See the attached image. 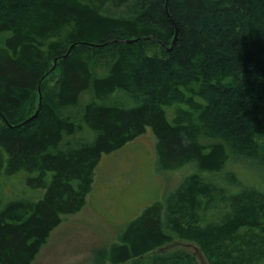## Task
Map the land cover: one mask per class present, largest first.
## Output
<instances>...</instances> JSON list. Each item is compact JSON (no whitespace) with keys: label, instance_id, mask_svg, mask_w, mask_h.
I'll return each instance as SVG.
<instances>
[{"label":"trees","instance_id":"obj_1","mask_svg":"<svg viewBox=\"0 0 264 264\" xmlns=\"http://www.w3.org/2000/svg\"><path fill=\"white\" fill-rule=\"evenodd\" d=\"M130 1L0 0V264H31L63 217L85 206L103 156L148 128L161 171L195 169L120 231L111 262L176 237L196 245L207 264H264V181L246 183L228 169L226 137L199 138L214 109L206 83L216 78L177 67L176 79L149 87L141 68L173 69L181 49L215 57L224 73L217 109L236 149L264 168V48L244 20L254 0H169L168 9V0H132L127 12ZM209 16L223 26L205 31ZM56 59L58 80L38 116L21 125L29 119L20 117L23 94L43 90ZM151 264L200 261L179 250Z\"/></svg>","mask_w":264,"mask_h":264},{"label":"rangeland","instance_id":"obj_2","mask_svg":"<svg viewBox=\"0 0 264 264\" xmlns=\"http://www.w3.org/2000/svg\"><path fill=\"white\" fill-rule=\"evenodd\" d=\"M254 2L252 14L244 18L249 24L245 30L250 29L254 41L262 49L264 48V0H254ZM134 5L135 2L131 0L130 7L126 11L129 12ZM21 19L28 23L34 18L25 15ZM222 21L219 17L209 16L204 22L205 31L209 33L216 27L221 28ZM157 52L159 51L156 50ZM180 56L181 60L174 63L175 68L170 70L158 68V65L152 62L141 66V68L144 67L142 74L148 81L145 86L159 87L164 78L176 79L174 72L178 70L177 67L185 68V70L196 67L204 71L207 78H216V81L206 83L214 109L211 116L205 115L203 118L209 126L205 127L204 123H201L199 138L202 143H208L226 137L229 141L226 144L231 157L228 169L237 172L246 183L263 182V166L236 149L240 145H236L237 137L234 131L230 132L231 129L226 126L228 123L226 118L217 109L220 90L217 83L224 86L220 80L224 76L223 66L219 65L218 60L212 56L204 59L192 55L189 58V51L185 49H181ZM181 62L184 63L181 64ZM54 67L55 62L45 80L43 90L41 88L42 97L59 78V70L57 66L55 69ZM211 71H213L212 74ZM22 100L20 117L30 119L41 108L40 92L39 94L25 93ZM215 134L217 137H213ZM156 146V137L152 129L148 128L145 134L122 149L104 155L97 168L93 188L85 206L79 212L63 217L62 222L52 231L31 264H113L110 260V247L117 241L120 231L136 219L145 208L156 201L165 199L175 191L184 178L195 169L193 165H190L175 171H161L158 166ZM11 192L13 190L10 184L5 183L4 193L9 195ZM179 250L196 256L200 264H207L196 245L176 237L164 247L125 264H151L157 255Z\"/></svg>","mask_w":264,"mask_h":264},{"label":"water","instance_id":"obj_3","mask_svg":"<svg viewBox=\"0 0 264 264\" xmlns=\"http://www.w3.org/2000/svg\"><path fill=\"white\" fill-rule=\"evenodd\" d=\"M168 3H169V0L167 1V3H166V8L168 9ZM176 41H177V36H176V38L174 39V42H173V44H172V47L171 48H169V51H172L173 50V48H174V46H175V44H176ZM130 42V41H129ZM67 56V55H66ZM65 56V57H66ZM57 62H58V59H56L55 60V67H54V69L56 68V66H57ZM39 92H40V97H41V101H42V92H41V87L39 88ZM41 101H40V103H41ZM39 110L40 109H38V111L36 112V114L33 116V117H31L30 119H28V120H26L23 124H21V125H24V124H27V123H29V122H31L32 120H34L37 116H38V114H39ZM20 125V126H21ZM13 127V126H12Z\"/></svg>","mask_w":264,"mask_h":264}]
</instances>
